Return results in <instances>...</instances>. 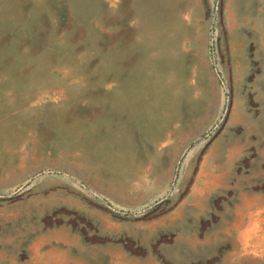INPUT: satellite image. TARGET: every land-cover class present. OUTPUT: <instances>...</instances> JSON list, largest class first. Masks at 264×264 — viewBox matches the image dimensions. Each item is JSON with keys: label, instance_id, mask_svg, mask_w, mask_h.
Returning a JSON list of instances; mask_svg holds the SVG:
<instances>
[{"label": "rangeland", "instance_id": "374dc122", "mask_svg": "<svg viewBox=\"0 0 264 264\" xmlns=\"http://www.w3.org/2000/svg\"><path fill=\"white\" fill-rule=\"evenodd\" d=\"M0 264H264V0H0Z\"/></svg>", "mask_w": 264, "mask_h": 264}, {"label": "bare ground", "instance_id": "6f19581e", "mask_svg": "<svg viewBox=\"0 0 264 264\" xmlns=\"http://www.w3.org/2000/svg\"><path fill=\"white\" fill-rule=\"evenodd\" d=\"M122 99V95L120 94L119 95V100H121ZM125 113H127L128 112V108L127 107H125V106H123L122 105V108H121ZM201 139V138H200ZM11 145L12 144H10L9 142H4V143H2V150L3 151H5V152H9V153H11V152H13V153H17V154H19L20 156H21V158H24L27 154H26V152H25V150H24V148L21 146V144H15V145H12V147H11ZM14 147V148H13ZM131 161L129 160V159H127V165H129V168H130V165H131V163H130ZM33 170V169H32ZM47 170V169H46ZM121 170H122V168H121ZM196 170V169H195ZM29 172V171H28ZM119 172V171H118ZM122 172V171H121ZM120 172V173H121ZM202 173V171L200 172V174ZM25 174H28V173H25ZM120 175V174H119ZM24 177V176H23ZM66 179V178H65ZM24 180V179H23ZM21 182V181H20ZM88 183V182H87ZM11 184H13V183H11ZM17 184V183H16ZM15 184V185H16ZM94 187V186H93ZM164 192H162V193H160V195H162ZM120 196V195H119ZM156 197H158V196H156ZM153 200V199H152Z\"/></svg>", "mask_w": 264, "mask_h": 264}, {"label": "crops", "instance_id": "0c3cea01", "mask_svg": "<svg viewBox=\"0 0 264 264\" xmlns=\"http://www.w3.org/2000/svg\"><path fill=\"white\" fill-rule=\"evenodd\" d=\"M201 171H202V173L198 175V178L200 177V175H204L205 174L204 170H201ZM207 188H208L207 185H204L203 187H201V186H198L197 183H195L193 185L192 189H191V194L194 197H203L205 195V192L207 191Z\"/></svg>", "mask_w": 264, "mask_h": 264}]
</instances>
